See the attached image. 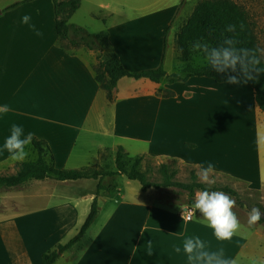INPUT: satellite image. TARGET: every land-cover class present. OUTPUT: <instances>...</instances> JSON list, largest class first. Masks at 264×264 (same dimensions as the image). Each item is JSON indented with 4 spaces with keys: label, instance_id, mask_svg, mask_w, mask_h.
<instances>
[{
    "label": "crops",
    "instance_id": "0c3cea01",
    "mask_svg": "<svg viewBox=\"0 0 264 264\" xmlns=\"http://www.w3.org/2000/svg\"><path fill=\"white\" fill-rule=\"evenodd\" d=\"M22 1L25 0H0V106L9 107L7 113H0V173L15 172L22 162L12 160L3 150L5 138L15 124L23 128L25 136L31 133L47 143L58 168L94 166L102 153L122 146L129 156L144 155L157 166H178L179 173L182 167L198 173L201 167L212 163V174L223 178L234 174L230 165L235 155L228 145L219 143L220 139L227 142L229 134L213 128L212 113L202 110L204 101L211 96L208 91L218 86L215 80L191 77L186 82L170 83L164 78L155 83L123 78L110 97L97 80L102 52L85 45L71 46L60 37L53 0H30L6 10ZM156 4L161 7L154 9ZM85 5L109 11L113 16L112 20L98 17L105 24L104 29L90 34L108 32L109 50L119 56L128 71L157 68L163 62L168 75L174 73L177 26L169 30L165 51L166 31L174 18L178 26L187 23L197 5L182 14V7L173 0H81L80 8L68 21L87 30L76 18ZM127 6L134 12L138 6L153 9L141 14L112 11V7ZM25 14L43 32L42 37L21 23ZM169 92L172 95L168 96ZM26 151L27 158L38 159L31 144ZM240 161L245 171L256 167L255 172L263 178L262 158L252 164L244 154ZM55 181L38 180L32 192L21 193L43 206L42 212L52 210L45 206L54 198L49 189ZM155 190L144 191L146 197L132 194L128 200L122 196L117 206L103 212L105 216L99 224L97 218L102 211L98 208L84 237L54 264H189L183 252V241L188 237H199L209 251L222 248L225 258L234 259L237 264H251L253 259L264 261V221L248 225L250 209L245 200L242 205L230 195L236 201L233 211L241 227L231 240L218 241L213 230L202 222L199 211L194 210V199L190 203L188 194L174 201L162 198L160 191ZM22 194L18 199L23 198ZM77 198L73 197L75 209ZM7 203L0 201V212H8ZM258 204L264 207V200ZM182 208L194 210L191 220L182 219ZM243 215L245 218L241 219ZM5 222L0 218V225ZM23 229L20 226V232L14 230L13 234L0 231V264H42L45 253L66 244L26 242ZM33 229L37 235V224ZM14 235L18 242H13ZM149 242L151 256L147 255ZM177 246L181 247L180 253L174 250Z\"/></svg>",
    "mask_w": 264,
    "mask_h": 264
},
{
    "label": "rangeland",
    "instance_id": "374dc122",
    "mask_svg": "<svg viewBox=\"0 0 264 264\" xmlns=\"http://www.w3.org/2000/svg\"><path fill=\"white\" fill-rule=\"evenodd\" d=\"M173 1L180 6L183 2V0ZM199 1L200 0H186L183 6H181L182 14L190 11ZM234 1L248 11L254 32H256V46L258 49L264 48V29L262 28L264 19V0ZM159 7L161 6L156 4L154 9H158ZM151 9L153 8H148V10H146L144 6H138V11L134 12L131 6L125 8L112 7V11H117V13L120 14H141ZM76 16V18L82 21L88 28V30L86 29L88 33H96L104 29L105 24L102 21H98V17H105L106 19L108 18V20L113 19L109 11L86 5L78 11ZM185 24L186 21L183 24H179V26L177 22H174L172 25V27L177 26L175 44L177 56L174 60L173 72H176V67L178 65L176 60L181 58L182 51L179 45V35ZM234 38L238 41L236 44L237 48H245L241 36L236 35ZM169 43L172 44L171 38ZM68 44H70L69 41ZM111 54L112 52L109 48L105 47L104 51L99 55L101 56L100 60H104ZM193 55L192 53L191 59H193ZM194 62L197 64L195 60ZM208 93H210L211 96L208 100L204 101L202 110H207L212 113L211 126L213 128L219 127L222 133L229 134L227 142H225V139H220L219 143L223 146L228 145V148L231 149L235 155L234 162L230 165L234 174L224 178L210 174V179L215 181L212 185H230L239 193V196H242V201L245 200L249 206L258 207L259 200H264V176L261 178L259 174L255 172L257 169L256 167H252L251 172L245 171L241 165L243 161L240 160L245 154L249 157L250 161H252V164L255 159L258 158H262L264 164V114L260 111L254 99L253 89L247 83H242L240 85H231L226 82L218 83L217 88L209 90ZM27 159L33 160L34 156ZM231 161L232 160H229L227 162L230 164ZM66 168L73 169V167ZM158 168L159 166H157L153 160L147 159L143 163L141 169L143 171H148L152 181L160 182L162 180V175ZM191 170L190 167H182L181 172L177 176V180L189 182ZM13 173H15L13 170H9L4 172V174L1 172L0 175ZM55 182L56 184L53 183L49 189L52 191L54 198L50 199L48 205L45 206L53 209L46 212H42L44 207L37 204L36 201L32 202L23 196V194L26 195L34 190V185L37 184L36 181H32L30 184L23 187H1L0 201H8V203L5 204L8 208V212H0V218L6 221L4 225H0V231H11L13 234L14 230L15 232L16 230L20 232L21 226L24 228L23 231L26 230V242L67 243L75 238L91 212L92 203L97 192V181L85 179L77 182L58 180ZM104 184L108 189L102 190L100 192L101 197H98V208L102 211V214L97 218V224L103 220L105 216L103 212H109L110 209L117 206L123 198L122 196L126 197L128 200L133 197L132 194H142L146 197L139 181L129 180L125 175L105 177ZM150 190L155 189L153 188ZM156 190L160 191L162 198L174 201L182 200L184 195L187 194L186 191L177 188H161ZM21 194L23 198L18 199V195ZM93 194L95 196H93ZM75 196L78 197L75 201L77 202L76 209L72 206L74 203L73 197ZM80 196L83 198H80ZM39 209L41 211H39ZM244 218V215L241 216V219ZM36 224L38 229L37 235L33 229ZM12 239L14 240L13 242H18L16 235H14Z\"/></svg>",
    "mask_w": 264,
    "mask_h": 264
},
{
    "label": "trees",
    "instance_id": "16d2710c",
    "mask_svg": "<svg viewBox=\"0 0 264 264\" xmlns=\"http://www.w3.org/2000/svg\"><path fill=\"white\" fill-rule=\"evenodd\" d=\"M27 1L30 0L15 3L7 7L6 10L15 8ZM53 1L57 30L62 39L68 40L71 46L85 45L92 50L100 52H103L105 47L110 48L108 32L105 31L93 35L88 33L86 29L69 23V17L80 8L81 0ZM185 1L183 0L181 6H183ZM250 19L248 11L234 0H200L179 35V45L182 52L181 58L176 60L178 64L176 72L168 75L163 62L157 68L131 72L122 65L119 56L112 53L104 60H100L101 56L98 57L97 80L101 88L106 90L110 97L114 96L118 83L123 78L133 80L148 79L155 83H160L162 79L167 78L170 83H175L186 82L191 77H208L217 83H224L227 80L225 74L215 72L206 64H195L194 60L191 59L192 44L196 41H202L210 47H219L223 45V41L226 38H234L238 35L241 36L245 48L258 49L255 41L256 32H254ZM174 22H176L175 18L166 31L165 51L167 35ZM229 25L236 26L234 32L226 31ZM241 25H243V30H241ZM260 66L264 67L263 60ZM237 74L233 73V75ZM240 78L243 79V77ZM247 84L254 90V99L260 111L264 114V73L260 74L258 80L248 81ZM167 95H172V92H169ZM31 146L37 151L38 159L22 161L17 164L15 173L0 175V188H15L32 181L45 180L47 178L58 181H78L84 179L97 181V192L92 203L91 212L81 230L70 242L61 244L55 250L45 253L42 258V264H54L64 252L84 237L98 215V194L102 190L108 189L104 184L105 177L125 175L129 180L139 181L143 191L152 188L181 189L187 192L190 203H193L196 191L208 189L223 191L234 196L240 204H243L239 193L231 186H209L204 184L199 180L195 170H191L189 182H181L177 180L180 168L164 163L159 165L158 168L162 175V180L160 182L152 181L148 171L141 169L143 163L147 160L146 157L144 155L129 156L122 146H119L115 151L107 150L102 153L100 160L94 166L73 169L56 167L54 165L53 154L44 140L33 137ZM258 207L264 211L263 206L258 205ZM261 221H264L262 217Z\"/></svg>",
    "mask_w": 264,
    "mask_h": 264
},
{
    "label": "clouds",
    "instance_id": "9594fccd",
    "mask_svg": "<svg viewBox=\"0 0 264 264\" xmlns=\"http://www.w3.org/2000/svg\"><path fill=\"white\" fill-rule=\"evenodd\" d=\"M31 16L25 14L21 18V23L28 25L37 36H43V32L38 30L31 23ZM243 30V25L240 26ZM236 26L229 25L228 32H234ZM238 41L235 38H226L223 45L210 47L207 43L196 41L192 44L191 51L194 54L193 60L197 64H206L217 73L227 76L226 83L240 85L248 81L258 80L264 67L261 61L264 60V48L248 49L237 48ZM233 73H238L233 75ZM240 77H243L241 79ZM7 105L0 106V113H7ZM31 133L24 135V130L19 125H12L10 135L5 138L3 150L15 161H24L29 153L27 147L32 143ZM215 166L208 163L206 167H201L197 173L198 178L204 184L211 186L215 183L210 179V174L214 172ZM236 201L227 193L216 190H198L194 196V210L199 211L202 222L213 230V234L218 241H228L233 238L241 227L240 220L233 211ZM182 219L191 220L193 211L182 208ZM261 220V211L253 207L248 214V225L254 226ZM175 252L180 253L181 247H175ZM183 252L187 256L189 264H237V261L225 258L224 250L209 251L205 241L199 237H188L183 241ZM147 255H153V249L149 242ZM251 264H264V261L253 259Z\"/></svg>",
    "mask_w": 264,
    "mask_h": 264
},
{
    "label": "water",
    "instance_id": "95a60500",
    "mask_svg": "<svg viewBox=\"0 0 264 264\" xmlns=\"http://www.w3.org/2000/svg\"><path fill=\"white\" fill-rule=\"evenodd\" d=\"M246 206H248V208L252 209L253 207L258 208L257 206H249L248 204H246ZM261 211V217L264 218V211H262L260 208H258Z\"/></svg>",
    "mask_w": 264,
    "mask_h": 264
},
{
    "label": "built area",
    "instance_id": "2783aa9c",
    "mask_svg": "<svg viewBox=\"0 0 264 264\" xmlns=\"http://www.w3.org/2000/svg\"><path fill=\"white\" fill-rule=\"evenodd\" d=\"M189 210H192L193 211V214H194V210L192 209V208H188ZM192 217H193V215H192Z\"/></svg>",
    "mask_w": 264,
    "mask_h": 264
}]
</instances>
